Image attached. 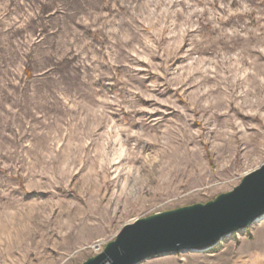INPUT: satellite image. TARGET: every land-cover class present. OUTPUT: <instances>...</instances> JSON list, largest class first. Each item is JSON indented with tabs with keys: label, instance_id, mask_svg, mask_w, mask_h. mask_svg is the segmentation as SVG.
<instances>
[{
	"label": "rangeland",
	"instance_id": "1",
	"mask_svg": "<svg viewBox=\"0 0 264 264\" xmlns=\"http://www.w3.org/2000/svg\"><path fill=\"white\" fill-rule=\"evenodd\" d=\"M263 164L264 0H0V264H84ZM141 264H264V218Z\"/></svg>",
	"mask_w": 264,
	"mask_h": 264
},
{
	"label": "water",
	"instance_id": "2",
	"mask_svg": "<svg viewBox=\"0 0 264 264\" xmlns=\"http://www.w3.org/2000/svg\"><path fill=\"white\" fill-rule=\"evenodd\" d=\"M264 218V164L240 185L207 204L155 214L126 224L114 241L84 264H141L168 253L209 252L225 237Z\"/></svg>",
	"mask_w": 264,
	"mask_h": 264
},
{
	"label": "built area",
	"instance_id": "3",
	"mask_svg": "<svg viewBox=\"0 0 264 264\" xmlns=\"http://www.w3.org/2000/svg\"><path fill=\"white\" fill-rule=\"evenodd\" d=\"M258 222H260V221H258ZM97 251H98V252L100 251V250H99V248H98V250H97ZM100 252H101V251H100Z\"/></svg>",
	"mask_w": 264,
	"mask_h": 264
},
{
	"label": "bare ground",
	"instance_id": "4",
	"mask_svg": "<svg viewBox=\"0 0 264 264\" xmlns=\"http://www.w3.org/2000/svg\"><path fill=\"white\" fill-rule=\"evenodd\" d=\"M123 194V193H122ZM261 221V220H260Z\"/></svg>",
	"mask_w": 264,
	"mask_h": 264
}]
</instances>
